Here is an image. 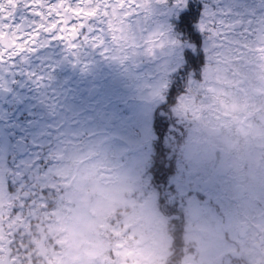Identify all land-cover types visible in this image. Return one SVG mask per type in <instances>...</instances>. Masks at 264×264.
Segmentation results:
<instances>
[{
    "label": "flooded vegetation",
    "instance_id": "flooded-vegetation-1",
    "mask_svg": "<svg viewBox=\"0 0 264 264\" xmlns=\"http://www.w3.org/2000/svg\"><path fill=\"white\" fill-rule=\"evenodd\" d=\"M166 2L183 4L179 21L168 19L166 24L161 23V32L144 38L147 25L157 23L161 9L170 16L172 9ZM111 4L118 6L112 13ZM121 15L129 20L124 29L117 28L118 22H106ZM18 20L21 25L15 28ZM160 35L166 40L159 43ZM165 48L172 64L171 79L162 77L165 87L152 99L157 105L152 110L155 140L149 145L153 154L162 138L163 149L158 163L156 160L150 165L152 154L147 159L149 179L141 181L144 205H150L155 216L167 218L161 208L178 211L181 204H193L192 200L202 207L207 195L226 196L228 206L237 208L238 218L227 230L235 236L232 243H238L236 257L247 259L246 264H264V210L241 207L244 191L264 200V122L260 119L264 116V0H0V51L5 55L0 60L4 66L0 73V137L3 134L9 142L8 162L33 148L38 150V161L51 158L48 155L63 159L57 153L67 149L62 146L78 143L73 135L78 129H93L97 123L109 129L111 123L106 116L112 112L113 95L122 99L132 91L133 82L121 86V77L117 76L110 83L104 53L113 52L129 71L141 74L144 66L158 64L160 51ZM240 48L242 54L238 53ZM142 51L157 56L150 64L140 57L132 59ZM110 62H115L113 57ZM97 71L104 77L97 80ZM238 84L240 89L234 90ZM182 95L183 107L189 106L183 109L185 115L181 117L183 107H174V101L167 113L163 112L160 106L165 104V96L169 100L178 98L177 103H181ZM77 114L82 117L81 124L75 120ZM83 135L78 147L85 145ZM101 137L106 135L101 133ZM97 156L94 153L88 159ZM98 163L103 161L99 159ZM10 179V190L18 188L24 194L28 190L45 191L46 205L63 191V185L57 182L53 183L60 186L49 192L34 185L27 188L25 185L36 181L33 166L28 164L16 168ZM173 179H177L179 190ZM147 188L150 195L144 194ZM179 192L189 193L192 199H185ZM65 200L64 192L61 201ZM19 207L22 205L13 209L20 212ZM212 211L217 213L219 208ZM193 212L196 215V210ZM42 219L25 223L36 224L35 235L44 245L43 252L40 247H23L29 250L26 263L43 264L51 254L46 250L48 239ZM10 239L14 244L17 238ZM247 239L255 250L247 249ZM27 240L31 241L30 236ZM234 263L238 264L229 258L227 264Z\"/></svg>",
    "mask_w": 264,
    "mask_h": 264
},
{
    "label": "rangeland",
    "instance_id": "rangeland-1",
    "mask_svg": "<svg viewBox=\"0 0 264 264\" xmlns=\"http://www.w3.org/2000/svg\"><path fill=\"white\" fill-rule=\"evenodd\" d=\"M166 3L172 9L170 16L161 9L157 23L147 25L143 34L144 38L151 33L161 32V23L166 24L168 19L172 22L179 21V9L183 4L181 2ZM114 8L118 6L111 4L110 13ZM128 21L123 19L122 15L116 20H106L107 23L118 22L117 28L122 29L127 27ZM20 25L18 20L15 28H19ZM256 36L260 37L259 34ZM173 37L175 40L178 38L174 35ZM159 38V43L161 40H166L161 35ZM259 48L258 45L255 47L256 50ZM165 53L168 54L166 48L160 51L158 64L155 67L144 66L141 74L129 71V67L122 65V59L114 56L113 52L104 53L107 61H110L112 57L115 61L111 67L107 64L105 66L106 76L110 78L108 81L112 83L114 77L120 76L121 86L126 82H133L132 91L123 94L122 99L113 101L111 108L113 111L111 110L112 112L106 116L111 123L109 129L105 128L106 125L97 123L93 129L80 128L75 131L73 133L75 142L79 143V138L83 141L84 133L85 145L78 147L76 143L72 147L62 146L67 149L59 150L57 156L61 155L63 159H52L53 155H48L51 158L42 157L38 161V150L33 148L20 159L17 156L8 162L11 149L9 150L6 137L1 134L0 264L37 263V261L25 262L29 257V250L12 251L7 245V240L13 236L11 232L14 228L13 220H20L17 216L11 218L12 210L17 212L11 207L16 194L8 188L7 184L10 186V178L13 177L14 170L22 164L33 166L37 181L25 185L27 188L34 185L37 188L43 187L49 192L50 189H57L58 186L63 185L61 195L52 196L54 200H50L47 205L44 201L41 203L43 208L39 214L43 217L40 221L48 239L46 250H51V254L45 257L43 264H166V260L167 264H170L169 255L172 252L170 243L171 237L176 235L175 229L182 231L179 236L187 245L181 253L180 264L212 263V260H218L222 254L224 255L223 263L229 262L226 255L229 250L231 253L234 252L231 238L235 236L227 232L224 225L218 224L224 218V222L229 225L227 222L231 219L229 215L226 216L223 212L218 215L207 207L203 210L195 200H192L193 204L190 201L186 205L179 206L178 218L181 222L169 234L167 218L160 214L155 216V210L153 211L150 205H144L146 197L141 192V181L148 182L150 169L147 159L152 154L150 152L152 148L149 145L155 140L152 130L154 107L152 99L165 87L162 77L168 74L167 63L169 62V59L164 57ZM153 56H157V53L142 51L131 57L132 59L140 57L145 64H150ZM3 57L5 55L0 51V60L3 61ZM3 71L4 66L0 61V73ZM181 98V101L185 102V95ZM121 102L127 104L126 109L119 110ZM99 111L100 109L97 108V116ZM81 118L80 114L75 116L79 124H81ZM158 118L160 120L157 124L163 116ZM260 119L264 122V116H260ZM129 130L131 131L128 132ZM101 133L106 137L100 138ZM134 133L135 136H133ZM88 139H90L89 143H87ZM45 144L50 143L45 142ZM94 153L98 155L97 158L89 160L88 158ZM99 159L103 161V164L99 165ZM101 174H104L105 178H100ZM53 182L60 185L57 186ZM172 182L175 189L179 190L177 179H173ZM44 192L36 189V193L30 191L27 193L32 197L31 201H34V198H41ZM64 192L66 200L62 202ZM144 194L150 195V190L147 188ZM179 195H183L188 200L189 193L179 192ZM241 195V207L250 206L256 210H264V200L252 196L250 191H244ZM143 208L144 211H142ZM35 209L38 210L37 206L30 211L29 217ZM193 210H196V215H193ZM59 218L63 229L60 232ZM33 221H38L36 215L32 216L28 222ZM7 235L10 237L7 238ZM204 237L211 240L206 242ZM221 238H227L229 242L224 245L217 242V239ZM11 245L14 246V244Z\"/></svg>",
    "mask_w": 264,
    "mask_h": 264
},
{
    "label": "trees",
    "instance_id": "trees-1",
    "mask_svg": "<svg viewBox=\"0 0 264 264\" xmlns=\"http://www.w3.org/2000/svg\"><path fill=\"white\" fill-rule=\"evenodd\" d=\"M238 53L242 54V49L240 48ZM169 59V62H170V54H167V56H165ZM167 63L168 65V74L166 75V78L170 79L171 77V63ZM108 65V66H112V63L108 60L107 62H105V65ZM261 64V62L257 63V66H259ZM173 65H175L173 63ZM186 64H182V66H185ZM109 67V68H110ZM192 68L195 69V66L194 64H192ZM259 72V71H257ZM256 75H259V73L255 74ZM104 75H103V72L102 71H97V80L103 78ZM108 80L110 79L108 76H107ZM239 84L237 85L236 89L234 90H237V89H240V87H238ZM194 90V88H193ZM191 90V91H193ZM166 98V102L164 105L160 106V107H164V110L163 112L167 113L168 111V108L171 106V102H175V105L174 107H183V103L181 101V103H177L178 102V98H175L174 100H169V96H165ZM117 99L116 95H113L112 97V100H111V108L113 106V101ZM192 99L189 98V101H191ZM35 102H38V98L35 99ZM153 106L156 107L157 105L153 103ZM189 106H184L181 110H180V115L181 117L183 115H185V113L183 112V109L185 110V108H188ZM110 108V109H111ZM127 108L126 104L121 102L120 105H119V110H122V109H125ZM113 111V109H111ZM154 110V108H153ZM9 117L11 118L12 116H10V113H9ZM131 130H129L128 132H130ZM136 134L134 133L133 136H135ZM160 140V144H159V149L157 151H153V154H152V157L154 158L153 162L151 163V165L156 162L157 160V163L160 159V156H161V152L160 149L161 147L163 146V141H162V138L159 139ZM163 149V148H162ZM161 149V150H162ZM173 150H174V147H173ZM14 193L16 194V197L14 198V204L11 206V207H14V208H18V206L22 205V207H19L21 209V211L19 212V210H17V212L15 213L13 210H12V214H11V218H13L14 216H17L18 218H20V220H13L12 224H14V228L12 229V235L14 238H17V239H14V246L11 245V239H8L7 240V245L9 248L12 249V251L14 250H21L23 249V247H26V248H29V247H33V248H41L39 249L41 252H43V248H44V245L42 244V239L41 238H38V236L35 235V232H36V224L33 225V224H26L27 221L30 219L29 215H30V211L33 209V207L37 206L38 208V211L36 210H33V214L31 216H34L36 215L37 216V219H40L41 218V215L39 214V210H41V208H43V205L41 204L44 200V196H42L41 198H34V201H30V199L32 197H30V195L27 193V194H24V191L22 192V190H19L18 188H12ZM41 190V189H39ZM30 190H28L29 192ZM43 191V190H41ZM195 191V190H194ZM32 192V191H30ZM34 193V192H32ZM36 193V192H35ZM200 195V194H199ZM180 196H183V195H180ZM189 199H192V196H188ZM226 199V200H225ZM30 203H33V205H28ZM211 204V205H210ZM228 205H230V203L228 202L227 200V197L225 196L224 198L221 197V196H214V195H210L206 197V199H204L202 202H201V206L203 207V209L205 207L207 208H219V211L217 212L218 215L221 214V212L224 213V215L226 216H230L231 219H228L227 222L229 224L233 223V220L237 219L238 216L236 214V211H237V208H233V207H229ZM200 206V204H199ZM201 207V208H202ZM166 216H167V221H168V226H167V232L169 234H171L174 230V227L177 226V224L175 225H171L173 222H176L177 220H179L178 218V211L177 209H175L174 211H168L167 209H164V208H161L160 209ZM216 213V212H214ZM25 220V221H24ZM224 218L221 219L219 221V225H224L226 227L227 230H231V228L228 229L229 225H227L225 222H224ZM24 221V222H23ZM21 222H23L21 224ZM182 223H183V218H182ZM21 224V225H20ZM170 227V229H169ZM183 230H185L183 228ZM176 231V235L175 236H172L171 237V243H170V247H171V251L170 252V264H180L181 263V257H182V252L187 248V245L184 243L183 239L179 236V233L182 232L181 230L179 229H175ZM27 236H30L31 238V241H28L27 240ZM32 239H35L37 240V242H35L34 240ZM204 240L207 242V240H211V238H208V237H204ZM40 242V243H39ZM217 242H221L223 245L224 243L226 242H229L227 241L225 238L224 239H217ZM241 242V241H240ZM237 246H238V243L235 242V243H232V247L234 248V252L231 253V250L227 251V253L231 254L230 256L229 255H226L227 257H229L230 259H232L233 261H237L238 264H243V263H247L248 260L247 259H240L238 257H236L235 255V252L237 251ZM245 246L247 247L248 250H255V246L252 244L251 240L250 239H247L246 242H245ZM172 248L174 250H172ZM45 255H47V251L45 253ZM223 257L224 255L222 254L220 256V258L218 260H212V263L210 262H207L205 264H222L223 262ZM166 264H167V260H166ZM192 264V263H190ZM234 264H237V263H234Z\"/></svg>",
    "mask_w": 264,
    "mask_h": 264
}]
</instances>
